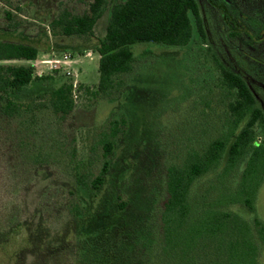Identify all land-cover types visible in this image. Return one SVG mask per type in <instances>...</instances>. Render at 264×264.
Wrapping results in <instances>:
<instances>
[{"label": "rangeland", "instance_id": "1", "mask_svg": "<svg viewBox=\"0 0 264 264\" xmlns=\"http://www.w3.org/2000/svg\"><path fill=\"white\" fill-rule=\"evenodd\" d=\"M91 1L0 0V40L39 49L35 60H0L2 65H33L37 75L8 96L27 103L64 82L77 85L72 112L65 119L51 118L55 138L70 143L75 155L51 164H30L21 157L12 121L1 111L5 99L0 98V264H95L99 251L109 264H123L126 258L145 264L158 245L167 164L181 162L188 149L201 150L209 137L230 133L234 125L228 108L232 97L220 87L215 59L244 76L264 112V0H198L205 36L193 17L195 34L187 45L133 44L134 71L122 77L126 84L112 97L97 91L100 55L94 51L110 10L95 25L92 38L55 35L50 29L63 8L82 13ZM217 6L228 10L232 31L248 36L230 35ZM65 54L71 60L51 69L47 60ZM114 119L123 122L124 132L109 156L105 182L98 190L82 187L76 173L97 172L100 140ZM256 138L264 139L262 129L257 128ZM225 168L223 161L201 177L197 190L216 181L222 189L236 187L240 169L225 172L220 180ZM256 180L255 211L237 202L226 207L255 229L256 218L264 224V173ZM215 185L218 192L221 185ZM121 201L127 203L124 210L118 207ZM113 222L119 231L118 262L108 246ZM260 258L264 264V249Z\"/></svg>", "mask_w": 264, "mask_h": 264}, {"label": "trees", "instance_id": "2", "mask_svg": "<svg viewBox=\"0 0 264 264\" xmlns=\"http://www.w3.org/2000/svg\"><path fill=\"white\" fill-rule=\"evenodd\" d=\"M217 7L222 11L226 26H230L229 34L243 33L232 31L228 10ZM108 9L105 34L94 46V51L100 55L97 91L105 97L120 92L126 84L122 77L134 71L133 44L187 45L195 34L193 17L201 36H205L198 0H114L112 3L92 0L82 13L63 8L50 22V29L55 35L92 38L95 25ZM38 52V47L28 43L0 40V60H35ZM215 60L222 74L220 87L232 97L228 108L234 116V125L230 133L209 137L201 150L188 149L181 162L167 164L158 245L152 255L146 256L145 264H263L260 257L264 249V224L256 218L254 223L259 225L255 229L249 221L226 207L237 202L255 211L260 186L256 176L264 173V139L258 141L256 134L260 128L264 136V112L244 76ZM36 78L33 65L0 64V98L5 99L1 111L12 121L17 150L30 164L56 163L64 160L67 154L73 158L75 149L72 151L70 143L55 138L51 119L52 116L65 119L74 109L75 89L71 82H64L41 95L39 101L22 103L8 96V92L21 91ZM122 123L120 119L110 122L109 132L100 140L102 159L98 170L88 174L77 172L76 181L80 186L98 190L105 182L111 167L109 156L116 138L124 132ZM223 161L226 168L220 173V180L225 172L240 169L236 187L225 185L222 189L216 181L215 184L221 185L218 192L214 190L215 184L197 190L196 184L201 177L217 169ZM126 204L121 201L118 207L124 210ZM113 223L112 242L108 246L111 257L118 262L121 254L116 248L120 241L119 231L116 222ZM97 255L95 264L110 263L102 259V251ZM130 262L134 264L128 258L123 260V264Z\"/></svg>", "mask_w": 264, "mask_h": 264}, {"label": "built area", "instance_id": "3", "mask_svg": "<svg viewBox=\"0 0 264 264\" xmlns=\"http://www.w3.org/2000/svg\"><path fill=\"white\" fill-rule=\"evenodd\" d=\"M69 58H70V55L65 54L61 58H51V59L47 60V62H49L51 69H55V68H59L64 62L71 60ZM76 86H77L76 83H74V86H73L74 89L76 88ZM75 92H76V89H75ZM75 97H77L76 94H75Z\"/></svg>", "mask_w": 264, "mask_h": 264}, {"label": "flooded vegetation", "instance_id": "4", "mask_svg": "<svg viewBox=\"0 0 264 264\" xmlns=\"http://www.w3.org/2000/svg\"><path fill=\"white\" fill-rule=\"evenodd\" d=\"M250 24H251V23H250ZM252 24H253V23H252ZM249 40H250V39H249ZM249 40H248V42L245 43V47H247V43H249ZM263 49H264V47H263ZM263 49H262V48H261V49H258V50L260 51L259 53H260L261 55H262V52H261V51H262Z\"/></svg>", "mask_w": 264, "mask_h": 264}]
</instances>
